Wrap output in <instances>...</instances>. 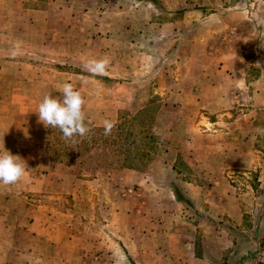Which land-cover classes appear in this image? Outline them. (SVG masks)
<instances>
[{
    "label": "rangeland",
    "instance_id": "rangeland-1",
    "mask_svg": "<svg viewBox=\"0 0 264 264\" xmlns=\"http://www.w3.org/2000/svg\"><path fill=\"white\" fill-rule=\"evenodd\" d=\"M229 8L249 10L244 73L249 91L264 88V0H0V87L16 102L0 109V136L28 166L0 183V264H155L178 230L195 249L180 264H251L264 96H229ZM64 83L86 101L94 142L81 157L38 118ZM117 135L114 148L99 141ZM41 180L43 192L25 189Z\"/></svg>",
    "mask_w": 264,
    "mask_h": 264
},
{
    "label": "crops",
    "instance_id": "crops-1",
    "mask_svg": "<svg viewBox=\"0 0 264 264\" xmlns=\"http://www.w3.org/2000/svg\"><path fill=\"white\" fill-rule=\"evenodd\" d=\"M33 8H34L33 12L47 13L48 16L52 14L50 11H43L39 8L36 9L35 7ZM50 29L56 31L58 30L57 27H53V26ZM231 33H233L234 35H232ZM255 33H256L255 25L253 24L251 18L249 17V10L247 8L245 9L229 8V96H231L234 99H238L239 98L238 96L244 97V95H247V97L248 95H251L252 97H257L258 95L264 96V88L252 89L251 91H249L247 80L244 73L246 65L249 64V60H246L244 56V52H245L244 49L246 50L250 46V44L244 42V40L250 38L252 35H255ZM252 62H254L255 64L256 63L260 64L259 59H253ZM254 63H251L250 65H253ZM2 75H4V72L0 71V78H2ZM194 78H198V77L196 76ZM4 91H8V90L7 88L1 86L0 109L2 110L4 109L5 106H12L14 105V103H16L14 100V95L11 98L10 95H4V94H9ZM21 104H23V102ZM0 123L3 124L2 122ZM1 127H3V125H1ZM8 144H9V139L0 136V151L3 150L4 146H8ZM21 148L23 150L20 149V152L23 154V152L25 151L24 146H21ZM5 150H7V147H5ZM236 155L239 156V153H236ZM41 160L43 161V163L49 166V168H51L48 159H41ZM43 176L41 175V173H39L40 179ZM25 189L29 192H36V191L43 192L42 180L38 182L35 181L34 186H31L30 183H28V185L25 186ZM213 218L216 219L215 217H212V219ZM225 219L227 221L226 223H229V213L227 214V217ZM34 223L35 221L33 222V224ZM159 227H161L162 229V226ZM184 227L185 226L183 225V229H185ZM162 235H165L164 239L166 238L162 246V249H165L164 250L165 257L162 261H159L155 264H180L182 259L181 261H179L175 259L176 257L183 256L188 253L189 256L191 254H194L195 249H194L193 239L189 238L190 240L186 241L188 235L186 236L185 232L178 230L173 233H163ZM162 235L160 236L162 237ZM259 242L262 243L258 239L256 246H258ZM246 251H250V248H248ZM255 256L256 258L251 260L249 263L264 264V247L261 250L258 249V252ZM137 264L140 263L137 262Z\"/></svg>",
    "mask_w": 264,
    "mask_h": 264
},
{
    "label": "clouds",
    "instance_id": "clouds-1",
    "mask_svg": "<svg viewBox=\"0 0 264 264\" xmlns=\"http://www.w3.org/2000/svg\"><path fill=\"white\" fill-rule=\"evenodd\" d=\"M93 74H103L109 61L104 59L89 62ZM62 96L45 95L38 105V118L45 127L58 128L63 138L75 143V137H84L91 129L86 122L84 105L86 103L82 93L71 83H64L59 89ZM104 135H110L114 124L105 121ZM26 162L19 156L13 155L3 148L0 151V183L14 185L20 182L27 171Z\"/></svg>",
    "mask_w": 264,
    "mask_h": 264
},
{
    "label": "trees",
    "instance_id": "trees-1",
    "mask_svg": "<svg viewBox=\"0 0 264 264\" xmlns=\"http://www.w3.org/2000/svg\"><path fill=\"white\" fill-rule=\"evenodd\" d=\"M122 137L123 136L121 135L111 136V137L108 136L107 138L106 137L101 138L100 136L99 141L105 146L114 148L116 144L119 142V140H121ZM68 141L71 143V145H70V148L68 149L69 151L67 150L68 151L67 153H71L70 156L81 157L85 154L84 152L87 151V148L90 147L89 143L94 142V137L87 135L86 139L80 142H78L77 139H75L76 141L75 143H73L70 140ZM263 247H264V244L259 242L256 252H258V249L261 250ZM253 253L254 252H250V255H252Z\"/></svg>",
    "mask_w": 264,
    "mask_h": 264
}]
</instances>
